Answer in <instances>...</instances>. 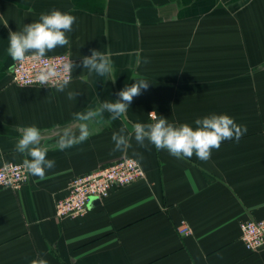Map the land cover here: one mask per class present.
Listing matches in <instances>:
<instances>
[{"label":"crops","instance_id":"obj_1","mask_svg":"<svg viewBox=\"0 0 264 264\" xmlns=\"http://www.w3.org/2000/svg\"><path fill=\"white\" fill-rule=\"evenodd\" d=\"M52 10L76 21L70 43L47 55L66 53L80 66L64 91L13 83L9 31ZM93 49L110 57L111 75L83 68ZM141 79L149 87L128 112L116 120L104 112L80 141L75 114ZM152 111L194 128L197 118L227 114L247 132L207 161L177 159L132 136ZM33 125L55 166L43 179L28 173L19 190L0 186V264H264V247L241 240L243 222L264 218V0H0V166L30 158L16 144ZM122 129L130 146L114 150ZM66 132L73 142L60 150ZM123 157L146 177L93 199L83 217L56 216L70 179ZM183 219L188 235L178 231Z\"/></svg>","mask_w":264,"mask_h":264},{"label":"clouds","instance_id":"obj_2","mask_svg":"<svg viewBox=\"0 0 264 264\" xmlns=\"http://www.w3.org/2000/svg\"><path fill=\"white\" fill-rule=\"evenodd\" d=\"M76 17L52 10L50 13H41L39 20L24 24L21 30L9 31L7 48L8 55L14 62H23L26 59L40 61L46 58L48 52L57 47H64L70 43L66 33L72 31V25ZM147 62V61H145ZM81 64L89 72H95L98 76L111 75L113 71L110 57L95 49L90 55L82 57ZM80 65L72 61L65 62L62 69L55 64H46L35 74L34 80L28 83H38L47 86L52 83L58 91H64L70 83V75L75 67ZM61 71L63 75H61ZM114 82V81H113ZM149 82L141 79L126 85L119 91V99L104 101L97 109H89L84 113H76L79 124V140L83 141L90 135L89 124L104 112H108L112 120L124 116L133 98L139 96L142 90H147ZM69 98L75 95L69 92ZM149 123L137 122L133 125L132 136L141 147H145V141L154 145L159 150H166L177 159L191 158L195 155L202 161L211 158L212 150H219L225 140L235 139L237 142L247 132L245 125H239L234 118L227 114H212L203 118H197L192 127L188 123L174 125L167 118L157 115L156 111L148 113ZM124 129L113 133L114 150H122L129 147V136L124 135ZM70 133L66 132L58 141L60 150L69 147L72 140L68 139ZM41 131L36 126H28L22 129L21 137L16 144V151L26 153L28 157L23 160V167L33 176L43 179L46 169L55 166V161L47 158L48 149L41 145ZM31 264H48L46 259H34Z\"/></svg>","mask_w":264,"mask_h":264},{"label":"built area","instance_id":"obj_3","mask_svg":"<svg viewBox=\"0 0 264 264\" xmlns=\"http://www.w3.org/2000/svg\"><path fill=\"white\" fill-rule=\"evenodd\" d=\"M66 53L47 55L40 61L26 59L15 62L10 78L15 84L34 86L35 74L46 64H55L59 69L65 62L72 61ZM61 75H63L61 71ZM72 73L70 80L72 79ZM47 86H54L50 83ZM146 177V171L134 157H123L99 169L76 175L70 179L67 193L56 201V216L59 219L83 217L88 212L89 204L94 198L105 199L114 188L123 187ZM28 179V172L20 162H7L0 166V186L19 190ZM178 231L181 235L192 232L187 220H181ZM241 240L245 247L255 251L264 247V218L247 220L241 224Z\"/></svg>","mask_w":264,"mask_h":264},{"label":"water","instance_id":"obj_4","mask_svg":"<svg viewBox=\"0 0 264 264\" xmlns=\"http://www.w3.org/2000/svg\"><path fill=\"white\" fill-rule=\"evenodd\" d=\"M94 199H98V198H94Z\"/></svg>","mask_w":264,"mask_h":264}]
</instances>
